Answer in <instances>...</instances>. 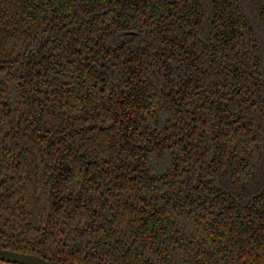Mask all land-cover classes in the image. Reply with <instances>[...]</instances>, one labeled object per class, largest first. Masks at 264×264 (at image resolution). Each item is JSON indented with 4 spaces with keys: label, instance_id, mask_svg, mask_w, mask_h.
Instances as JSON below:
<instances>
[{
    "label": "trees",
    "instance_id": "16d2710c",
    "mask_svg": "<svg viewBox=\"0 0 264 264\" xmlns=\"http://www.w3.org/2000/svg\"><path fill=\"white\" fill-rule=\"evenodd\" d=\"M0 247L264 264V0H0Z\"/></svg>",
    "mask_w": 264,
    "mask_h": 264
},
{
    "label": "water",
    "instance_id": "95a60500",
    "mask_svg": "<svg viewBox=\"0 0 264 264\" xmlns=\"http://www.w3.org/2000/svg\"><path fill=\"white\" fill-rule=\"evenodd\" d=\"M0 261L14 264H53L45 258L25 252H18L0 247Z\"/></svg>",
    "mask_w": 264,
    "mask_h": 264
}]
</instances>
